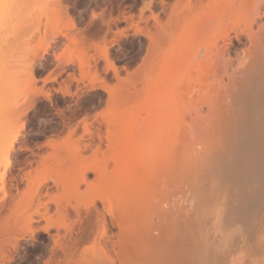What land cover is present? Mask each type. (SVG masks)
<instances>
[{
	"label": "bare ground",
	"instance_id": "obj_1",
	"mask_svg": "<svg viewBox=\"0 0 264 264\" xmlns=\"http://www.w3.org/2000/svg\"><path fill=\"white\" fill-rule=\"evenodd\" d=\"M1 1L0 14L8 10L3 14V18H8L12 4L9 5L11 9H4ZM127 1L136 3V0H114L113 3L118 8L117 15L111 19L107 17L110 19L107 23L102 20L104 24L93 18L85 35L80 33L81 35L68 36L55 29L51 30L46 39L43 37V45H40L42 55L37 57L35 69L46 71L45 68L52 62L54 68L52 71L50 68L48 75L40 79L42 86L38 89L35 87V91L30 89L36 81L33 75L34 60H30L28 69V76L32 81L29 86L26 84L28 81H23L21 73L16 75L13 68L23 57L18 59L17 56L14 66L9 61L8 66L3 65L6 68L1 67L3 60L0 57V154H4L0 161L2 172L9 169V154L15 149L17 140L24 135L27 112L36 108L40 97L51 102V92L60 94L66 104V99H78L80 94L83 96L87 91L93 92L89 95L90 100H93L97 91H102L108 97L107 110L100 115L101 121L109 129L113 121L124 117L122 110L117 113L111 110L114 87H109L104 78L99 77L96 69L92 71V64L87 59H74L70 55L75 57L78 54L75 51L84 52L86 48L83 49L84 46L80 44L87 45L103 36L109 35L112 38L109 45L113 46L118 39L127 36L128 29H132L134 36L142 35L143 28L139 27L138 22L146 23L149 19L141 16L137 22L133 16H126ZM68 2L69 0H56L58 7L55 8V4L54 16L60 15L58 9L62 14H67ZM158 4L159 14L152 13L149 18L157 23L163 34L170 27L176 28V41L171 42L176 45V51H173L175 54L163 58L165 64L166 60L168 64L172 60V64L167 67L163 63L165 71L160 75L162 86L167 89L169 86L168 90L175 97L174 100L177 99V91L180 94L178 97L182 99L191 91L188 75L191 73L192 78L193 71L203 75L202 81L199 79L201 84L195 96L196 103L187 132L170 137L151 135L155 127H150L148 122L158 115L149 113L145 117L149 129L145 132L143 129L138 132L134 130L131 134L115 137V146L111 154H108L109 159L107 158L110 166L108 162L100 165L99 161L90 160L87 155L88 152H97L100 143L91 145L82 142L79 178L72 186L76 188L79 184L88 186L87 189L89 185L94 187V182L91 184V180H87L90 174L96 183L100 180L101 184L107 179L115 180L112 185L108 181V184L104 183L107 187L111 185L112 191H108L109 194H93L91 191V195L88 194L90 190L88 192L86 189L87 194L79 193V196H87L88 200L87 206L75 215L79 228L65 227L64 235L60 236L58 230L53 235L50 229L58 227L49 223L48 216L52 213L47 214V194L45 193L46 201H43L44 197L39 193L48 181L47 178H42L35 185L34 192L31 191L29 197H24H27L23 202L25 207L13 210L21 213L22 219H17L24 223L23 234L12 245L13 251L19 249L20 240L35 242L36 236L41 233L52 240L49 259L45 264L56 263L57 260H53L56 253L64 254L69 260L78 250L79 264H264V251L260 250L261 258L251 243L254 238H258V229L264 228V0H160ZM18 5L16 6L19 7ZM16 14L15 12L14 15ZM59 15L58 18L55 17L57 20ZM2 22L0 28L4 27ZM122 23L126 25L121 28L119 25ZM145 37L148 39L146 48L139 38L136 41L133 61L140 58L143 50L147 58L155 50L154 46L159 44L154 39V33L147 32ZM64 40L68 44L65 43L62 52L50 54L56 44L63 43ZM107 47L99 48L98 58L106 63L105 72L111 70V76L120 82L116 81L117 85H122L121 90L119 89V92H124L121 94L122 103H128L132 97L139 100L144 87L141 78L143 63L135 64L136 68L133 70L123 67L126 76L120 78L122 75H119L118 68L109 60ZM49 54L52 60H49ZM141 59L143 60L142 56ZM10 64L13 67L9 68ZM7 69L8 72L5 71ZM63 75L64 79L59 81ZM49 84H57V87H49L44 92ZM172 84L176 86L175 89H170ZM151 105L153 106L150 104V107ZM71 113L75 117V111ZM137 113L130 115V118H135ZM137 117L139 116L136 119ZM156 119L158 118L154 120ZM62 121L61 123L65 122L62 125L67 126L66 119L62 118ZM11 127L14 131H6ZM124 127L126 126L123 125L122 129ZM75 129H69L68 132V137H74L75 143L91 140V130L86 124L80 135H77ZM117 129H121V126ZM4 131L6 132L3 133ZM98 139L101 140L100 137ZM162 139L170 141L165 144L164 149L166 155L169 152L167 164L159 166L160 169L149 176L148 165L152 161L154 163L162 152L163 146L159 144ZM71 154L73 155V151ZM53 182L55 185L59 183L56 180ZM51 201L52 199L50 203ZM42 209L46 213H41ZM14 217L17 215L12 220L8 218V222H16ZM41 221L48 222L42 227H35L34 224ZM61 238H67V243H62ZM6 255L1 257V264L12 259V255Z\"/></svg>",
	"mask_w": 264,
	"mask_h": 264
},
{
	"label": "rangeland",
	"instance_id": "obj_2",
	"mask_svg": "<svg viewBox=\"0 0 264 264\" xmlns=\"http://www.w3.org/2000/svg\"><path fill=\"white\" fill-rule=\"evenodd\" d=\"M3 1L4 2L6 1L7 6H6V3L5 4L3 3ZM17 1H20L21 5ZM142 1L143 2L140 3L142 7V8L140 7V11L136 10V6L128 5L127 4L128 1L126 3L127 7H125V11L127 10L125 13L126 16L128 15L133 16V19H135L134 21L139 19L141 16L145 19H149L148 22L146 23H144L143 21H140L139 23L137 20L139 27L143 28L142 35L134 36L132 29H128L127 36L121 37L120 39H118V41L116 42L117 44L113 46L109 45V42L112 40V38L109 35H108L109 37L103 36L99 40H96L90 43L87 42L88 43V44L86 43L87 45H85V43L80 44V46L81 45L82 47L84 46L83 49L86 48L84 52L75 51V53H78V54L74 53L75 57L74 55H70L74 59H80V58L87 59L86 61H89L90 62L89 64H92L90 65L92 68V71L96 69L95 71L98 72L99 77L104 78V80L109 85V87H114L113 88L114 89L113 102L111 104V110L114 113H117L119 112V110H122L124 112L123 114L124 117L122 119L120 118V119H117L118 121H113L109 125V129L107 128V125L101 121L100 115L106 113L105 110H107V97L108 96L105 95V100L101 101L98 110H96L93 114L85 113L83 117L79 120V104H81L82 102H85L84 103L85 105L87 101L88 103H90L89 95L93 94V92H88V91L83 96H81V94L79 93L80 97L78 99L77 98H74L73 100L66 99L67 105L63 103V99L60 94L51 92V97H52L51 102H47L43 98L40 97L36 103V106H35L36 108L32 111L29 110L27 112L26 125L23 131L24 135L20 137L19 140H17L18 142L15 145V149L11 151V153L9 154V157L11 160L10 167L7 171H4V172H2L3 169L1 170L0 168V264L2 263L1 257L4 254L5 255L7 254L6 256L12 255L11 260L4 261L5 264H45V262H47V260L49 259V255H50L49 252H51L52 240L50 239V237L44 236L41 233L36 236L35 242L20 240L19 242L21 245L18 246L19 249L16 252L12 250V245H15L17 241L16 239L19 237V235L23 234L22 232L24 230L22 226L24 225V223H22L23 221L22 222L20 221V219H22L20 218L21 213H19V211L16 212L13 210H20L21 208L23 209L22 206L25 207L24 205L25 203H23L24 200L27 199V197H29L34 192L33 189L35 188V185L36 184L38 185L37 182H39L42 178H47L48 181L46 183V186L40 189L39 191V193L44 197V198L41 197V200L44 199L43 201H46V200L49 201L46 205L48 209L47 212H49L47 214L50 215L52 213L50 216H48L49 221H50L49 223L58 227V229L54 227L50 229V233L53 235L57 233L56 230H58V232L61 233L60 236L64 235L65 227L74 226L75 229L79 228V221H76L77 220L76 214L77 213L79 214V210L82 211L87 206V202H88L87 196L86 197L85 195L82 196L83 192H86L87 194L90 190L88 194H90L91 191L93 194L94 192L95 194L96 192L97 193L106 192L107 194H109L108 191L110 190L112 191L111 185L112 183L114 184L115 180L110 179L111 181H108L109 179L106 178L107 179L106 181L111 182V185L107 187L108 185L105 186L104 184L106 182L105 180L103 184H101L102 180L96 183V181L94 180V177L90 174L87 180L88 181L91 180L89 182L91 184L94 182L93 183L94 187L93 185L92 187L89 185V188L87 189L88 186L86 185L79 186L78 184V187L76 186V188L72 186L73 183L75 184L76 180L79 178V170H78L80 168L79 158L83 156L82 154L83 151L81 150L82 148L81 145H83L82 142L84 144L90 143L91 145L93 144L95 145V143L99 145L98 143H100V149H98L97 152L95 153L90 152L91 154L88 152L87 155L90 158V160H94V161L97 160L99 161L100 165H103V164L105 165V162H108L109 164V160H107V158L109 157L108 154L109 152L111 154V151L115 146L114 139L118 135H124V134L128 135V134H131L132 131L134 130L135 132H138L141 129H143L142 131L145 132V130L148 128L147 125L149 123H150L149 124L150 127H153V128L155 127L156 129V130L152 129L150 133L151 135L155 134L156 136L158 135V136H163V137L165 136L170 137V135L174 136L175 134L176 136H178L183 133L185 134V131L187 132L188 130L187 127L190 121V115L193 113L194 104L196 103L194 101L195 96H197V92L199 90V85L201 84V81H202L201 78L203 75L202 73L199 74V72L192 70L193 72L192 71L191 72L195 75L192 74V78H191L190 76L191 73L190 71L188 72L190 73V75L188 74L187 75L188 77H190L189 86L191 87V91H190V94L188 93V96L187 95L183 96L182 99L178 97L180 96V94L178 95L179 92L177 91L176 98L178 100L180 99L179 101L177 99H176L177 101L174 100L175 97L173 96L171 91L168 90L169 86H168V89L165 88V86H162L163 83H162V80L160 79V75L161 73H163V71H165L163 69V63H164L163 58L164 56L169 57L172 53L175 54L174 52L176 51V45H174V42L176 41V34H175L176 28L173 26L172 28L170 27L167 33L165 34L161 33L158 28V25H156L157 23H155L154 21H152L151 18H149L152 13L155 15L159 14L157 12H159L158 2L160 0H145V1L142 0ZM167 1H170V0H167ZM12 2H14L15 4ZM113 2L114 0H69L68 2L69 7H68V13H67L68 15L65 14L64 12L62 14L61 11H59L58 9V12L60 13V15L55 14L54 16L53 14L55 13L54 9L58 7L56 0H16V1L2 0L1 3L4 6L3 7L4 9L7 7L9 9L10 7L9 5L12 4L13 8H12V11L10 10L11 11V13H9L10 15H12L14 11L17 14L15 16L14 15L15 12L13 13V15L15 16L14 19H12L13 15L8 16L7 15L8 13L6 14L8 18H3V14L7 12L8 10L7 11L5 10V12L3 11L4 13H2V15L0 14L2 16L1 17L2 20L5 19L3 22L0 19V25H1V22L4 23V27L0 28L1 29L0 57L2 56L1 60H3L1 63V67L3 68L6 65L8 66L9 61L10 63H12V65L15 64L14 60L17 59V56H19L18 59H21L20 56H22L23 58L22 60H20L21 61L20 63L19 61L16 62L17 64H15L16 65L15 67H13L14 65L11 66L10 64L9 68L10 66L13 67L14 71L17 72L16 75L21 73V76L23 77L21 78L23 79V81L24 80L28 81V83L26 84H29L30 82H32L30 80V77L28 76V73H29L28 69H30V65H31L30 60H32V62L35 61V63L33 64V66H35L34 67L35 69L37 57H39V55H42L41 54L42 48L40 49V47L43 45L42 42H44L42 41L43 37L44 39H46V37L50 35L51 30L53 31L55 29L61 30L63 33H67L68 36H77L80 33L85 35V33H87L89 29L88 28L89 22L93 20V18H95L94 20H98L100 23L104 24L102 20H104V22L107 23L112 17L117 15L116 13H118L117 12L118 8L116 7L117 5H114L117 2L116 1H115L116 3H113ZM17 4H19L18 5L19 7L16 6ZM55 4H56V7L54 8ZM19 13L21 15L20 18H19L20 16ZM93 14H97V15L93 16ZM58 15H59L58 20L60 21H58L55 18V17L58 18ZM107 17L110 19H108ZM124 25L126 24L122 23L119 26L122 28ZM147 32L154 33V39L159 44L155 45L156 48L154 46L155 50L151 52V54L153 53L152 55L150 54V56L145 58L146 53H144L145 50H143V52L141 53L142 55L140 54L139 56L140 58H137L130 65L126 67V69L128 70H133L134 68H136L135 64L143 63L142 64L143 71L141 74V78L144 81V87H143V92L140 93V95L142 94L141 97L140 95L138 96L140 97L139 100L137 97L136 98L134 97V99L132 97L130 98L131 99L130 101L128 100L129 104L126 102H124L125 104H123L121 101V94H123L124 92L123 93L121 91L119 92V89L122 87V85L121 84L117 85L118 84L117 82L119 81L116 80L113 76H111V78L109 79V74L111 75L113 74L110 72L111 70H108L105 72L104 69H105L106 63L103 60L98 58L99 57L98 54L100 53L99 48L101 49L104 46H108L107 50H108L109 60L113 61V64L117 67L116 60L119 57L125 55L124 48L130 49L131 52L128 54L135 56V54L133 53L136 52L134 47L137 43L136 41L138 40V38L141 40V43L144 46V48H146V45L148 44V39L145 37V34ZM2 36H4L3 37L4 39H1ZM172 41L174 42L171 43ZM62 42L63 43H57L55 48L50 52V54L54 55L55 53L57 54L61 53L62 50L64 49L63 47L65 46V43H67L68 41L64 40ZM71 47H74V46H71ZM49 55L47 56L48 58H49ZM141 56L143 60L141 59ZM13 57H16V58H13ZM94 58L96 59V62H94L95 60ZM166 58L167 57H165V59ZM49 60H52L51 55H50ZM165 62L167 64L164 63V65L165 66L167 65V67H170L172 64V60L169 61V64H168V60H166ZM52 63H50V65H48V67L45 68L46 71L40 72V71H37L36 69H35L36 71L33 70L34 71L33 75H35L34 78L36 81L34 83L35 85L33 86H30L31 83L29 84L31 90L35 91L36 90L35 87H37L38 89L42 86L40 79L42 80L44 77L48 75V70L50 71V68H51V71L53 70L52 68H54L53 67L54 63L53 64ZM94 63L96 66H94ZM118 70H119V75H122V77L120 78H123V76L124 77L126 76L125 70H120L119 68ZM5 71L8 72V69ZM12 72L13 71L11 70V73ZM8 74L11 75L10 72ZM11 76H13V73ZM18 77L19 76H17V78ZM63 77L65 76L63 75L61 78H59V81L64 79ZM80 86L82 85L80 84ZM49 87L56 88L57 84L46 85V88H44V92H46L47 88ZM175 88L176 86H174L173 84L170 87V89H175ZM178 102H180L181 104L178 105L177 104ZM150 104H153V106L151 105L152 108L150 107ZM123 105H126L125 107L126 109L124 108ZM73 111H75L74 113L75 117L71 115L73 114L71 113ZM135 113H137L136 116H139V117H137V119H136V116H134L135 118L132 117L133 119L130 118ZM149 113L150 114L153 113L152 115L154 116L158 115L159 117L158 116L154 117V119L155 118H158V119L154 120L153 118H151L150 119L151 121L149 122L147 120L145 121V117ZM152 115L150 116L152 117ZM69 116L70 117L72 116L71 118L72 120L70 119ZM62 118L63 120L66 119V121L69 118L68 119L69 122L68 121H67L68 123L66 122L68 127L65 125H62L65 123V122L61 123L63 122ZM143 122H144V125H143ZM60 124L62 125V128L59 127ZM85 124L91 130V137H92L91 140L77 141L78 143H75L76 141L75 139H73L74 137L73 138L68 137L69 129L74 130L76 128L75 130H77L76 131L77 135H80V133L82 132V127ZM152 124H155V126H151ZM123 125L126 126L124 127L125 129H122ZM120 126H121V129L118 130L117 128H120ZM13 128L15 129V127ZM136 128H138V130ZM6 131H10L9 133H11L14 130L11 127V129H8V130L6 129ZM6 131H4L3 133H5ZM0 135H2V133H0ZM98 137H100L101 140H99ZM69 139H72L74 141H71V140L69 141ZM92 139L94 140V142H92L93 141ZM48 143H51L52 146ZM168 143H170V141L168 140L166 141V139H162L159 141V144L163 146L162 152L159 153V156H162L161 157L162 160L157 155L158 156V158H156L157 160L154 159L155 160L154 163L156 162V164H154L152 161V164L148 165L150 166L149 170L147 171L149 176L153 174V172L156 171V169H160V167H162L161 165H164L167 162L166 160L168 159L167 155H169V152L167 151V155H166L164 153L165 152L164 149H166L165 144H168ZM72 151H73V155L71 154ZM162 153L164 154L162 155ZM2 154H0V161L3 159V156H4L3 154L1 158ZM110 165L111 164H109V166ZM154 165H156L157 168ZM154 167H155V170H154ZM111 177L113 178L112 175ZM53 180L54 181L56 180V183L59 182L57 183L58 185L57 184L55 185ZM108 182L106 183L108 184ZM86 189L88 192L86 191ZM45 193L47 194V197L49 199H46L47 197ZM79 193H82L81 194L82 197L79 196ZM25 196L27 197L24 198ZM51 199H52L51 201L52 203H50ZM11 210L13 211V213L15 212L14 215L13 213H11L12 212ZM40 212L46 213V211L43 209L40 210ZM15 215H17L16 218L14 217L17 221L14 219V221L16 222H13V221H11L13 223L8 222L10 221L8 218L11 219ZM4 218H6V220ZM17 218H20L19 221ZM46 222L41 221L34 225L35 227H38V226L42 227L47 224ZM5 223H7L8 227L6 226ZM67 240H68L67 238L66 239L61 238V242L64 244L65 242L67 243ZM251 243H252L253 249L255 251L257 250V252L259 253V256H261L260 252L262 250L264 251V228L258 229V238H254ZM56 254L57 255H55L53 260L54 262H56L55 260H57L56 262L57 264H79V250L76 251L74 255L70 256L69 258L71 257L72 258L71 259L68 258L69 260H67L65 256H63L64 254H61V253H56ZM51 264H53V262Z\"/></svg>",
	"mask_w": 264,
	"mask_h": 264
},
{
	"label": "flooded vegetation",
	"instance_id": "obj_3",
	"mask_svg": "<svg viewBox=\"0 0 264 264\" xmlns=\"http://www.w3.org/2000/svg\"><path fill=\"white\" fill-rule=\"evenodd\" d=\"M98 2V1H97ZM143 2L142 0H136V3H129L128 1V4L130 5H134L136 6V10H140V3ZM157 3V2H155ZM99 4V3H98ZM130 5V6H131ZM124 51H125V55L119 57L117 60H116V63H117V67L120 69V70H123L124 68H126L128 65H130L132 62H133V56L134 55H131V54H128L131 52L130 49H125L124 48ZM115 55V54H114ZM124 67V68H123ZM111 78V74H109V79ZM99 93V95H98ZM98 93H96L97 97L99 96V98L97 99L96 95L93 97V100H89L90 103H86L84 105V102H82V104H79V120L83 117V115L85 113L87 114H93L96 110H98L99 106H100V103L101 101L105 100V94L104 92L102 91H99ZM102 93V94H101ZM103 95V96H102ZM99 100V101H98ZM94 101V102H93ZM81 105V106H80ZM81 111V112H80ZM87 111V112H86ZM61 126V124L59 125V127Z\"/></svg>",
	"mask_w": 264,
	"mask_h": 264
}]
</instances>
